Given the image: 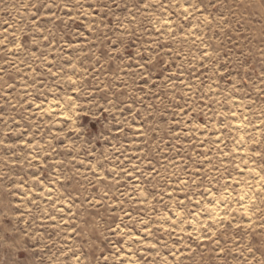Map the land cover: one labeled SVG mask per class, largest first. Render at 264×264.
<instances>
[{
    "label": "clouds",
    "instance_id": "9594fccd",
    "mask_svg": "<svg viewBox=\"0 0 264 264\" xmlns=\"http://www.w3.org/2000/svg\"><path fill=\"white\" fill-rule=\"evenodd\" d=\"M0 264H264V0H0Z\"/></svg>",
    "mask_w": 264,
    "mask_h": 264
}]
</instances>
